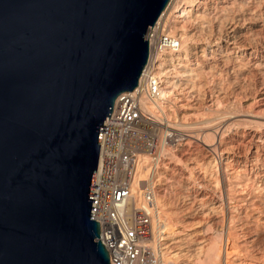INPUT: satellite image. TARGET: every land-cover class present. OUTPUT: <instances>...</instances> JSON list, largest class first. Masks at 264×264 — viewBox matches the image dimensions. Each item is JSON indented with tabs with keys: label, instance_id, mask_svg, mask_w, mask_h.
I'll list each match as a JSON object with an SVG mask.
<instances>
[{
	"label": "water",
	"instance_id": "1",
	"mask_svg": "<svg viewBox=\"0 0 264 264\" xmlns=\"http://www.w3.org/2000/svg\"><path fill=\"white\" fill-rule=\"evenodd\" d=\"M168 0H0V264H108L89 219L101 124Z\"/></svg>",
	"mask_w": 264,
	"mask_h": 264
},
{
	"label": "bare ground",
	"instance_id": "2",
	"mask_svg": "<svg viewBox=\"0 0 264 264\" xmlns=\"http://www.w3.org/2000/svg\"><path fill=\"white\" fill-rule=\"evenodd\" d=\"M163 10L164 13L170 10L165 20L166 28L177 34L181 42L179 54L176 56L166 55V61L171 64L165 73H161L166 83L165 97L168 98L166 101H170L176 111L172 110L180 115L181 121L177 126L183 131L174 151H178L179 148H182L180 151H188L195 144L193 140L198 139L199 135L202 136L200 143L203 146L201 151L204 152L202 157L204 167L201 168L203 169L202 173L197 175L191 162L193 155L191 152L189 154L186 152L188 155H183L184 159H180V157L174 156L170 149L160 148L159 162L152 166L151 179L156 177L152 180L155 187L158 186L157 190L166 194L167 188L175 180V167L181 166L179 169H183L185 179L190 183L192 189H196L195 194H198L200 198L198 207L202 220L199 221L197 216L192 215L191 208L186 209L187 214L185 213L186 220L193 221L192 226H194V221H197L198 227H196L199 230V233L197 232L199 236H204L207 232L205 228L207 223L203 221V218L212 208L232 209L236 221L240 223L239 226H242L241 228L245 230L251 228L255 230L256 228L257 230L262 220L261 226H264V0H168ZM211 12H214V17L210 15ZM198 14L199 16H196ZM194 16L198 21L209 19L206 20L208 22L206 29L202 27L203 21L200 23L201 26L196 21L200 27L192 26L195 22L191 17L194 18ZM189 21L192 25L189 24ZM187 24L193 28L191 27V29ZM221 59L223 62L229 63L230 68L237 73L236 89L242 92L243 96L240 97L247 103L244 105L237 101L232 117L230 114L226 115L228 112L218 109L221 106L215 99V102L207 106L203 105L202 98L200 96V99L198 94L188 100L189 96L187 95L194 91L188 93L184 89L180 90L183 87H179L180 85L175 82V80L178 81L184 77L186 72L185 77L187 78L204 77L207 72L204 73L203 70L205 68L212 70V63L217 64ZM258 78L261 79L260 83L257 82ZM191 79L188 80L189 83L192 82ZM246 81L250 83V87L249 92L244 95L242 89L244 85L242 86V84ZM193 83L195 82L191 83L192 87L197 90ZM189 86L191 87V85ZM199 88L198 91H201ZM168 105L166 104L167 110L170 109ZM188 117L195 118L194 125L184 122L183 118L186 120ZM214 118L220 120V127L217 130L213 129L215 131L212 128L217 127L215 124L218 120L213 125L210 124ZM162 197L164 198L163 195ZM160 203L163 208L167 207L164 201ZM169 215L172 214L168 213L164 216L165 227L161 231L164 235L163 239L171 242L167 246L164 245L165 251L170 248V245L180 247L188 240V237L197 235L196 232H194L195 235L177 232L176 224L171 222L176 216L170 217ZM245 230L244 233H247L248 231L245 232ZM248 233L251 236V232ZM246 235L244 234V236ZM255 240L256 236L252 235L248 244L252 245ZM212 243L198 247L194 255L196 262L195 259L194 262L191 259L187 263L197 264L198 258H200L199 264H228L226 256L229 255V252L234 256L238 249L236 245L235 247L232 245L231 251H225L220 255V249ZM196 244L199 246L204 242L199 241ZM177 258V254L171 256L173 261ZM253 263L248 260L238 262V264ZM229 264H234V262H229Z\"/></svg>",
	"mask_w": 264,
	"mask_h": 264
},
{
	"label": "built area",
	"instance_id": "3",
	"mask_svg": "<svg viewBox=\"0 0 264 264\" xmlns=\"http://www.w3.org/2000/svg\"><path fill=\"white\" fill-rule=\"evenodd\" d=\"M165 18L163 10L145 30L147 57L137 84L114 99L101 124L89 219L98 222L108 264H177L166 255L165 219L151 179L160 148L174 152L183 133L161 74L171 64L166 55L181 48Z\"/></svg>",
	"mask_w": 264,
	"mask_h": 264
},
{
	"label": "rangeland",
	"instance_id": "4",
	"mask_svg": "<svg viewBox=\"0 0 264 264\" xmlns=\"http://www.w3.org/2000/svg\"><path fill=\"white\" fill-rule=\"evenodd\" d=\"M170 10H171V8H170ZM170 10L165 12L166 18H167V15L169 14ZM211 13L212 14H210V15L212 17H214V15H215V14H213L214 12H211ZM210 15H207V17L209 16V18H212V17H210ZM196 16H199V14ZM196 16H194L195 20L193 17H191L192 21H194L195 23L193 22L194 24L192 25V24H190L191 21H189V24L192 26L195 25L194 28L198 27L199 25L201 26V24H202L203 25L202 27H205V29H206V27L208 26V22L206 20H209V19L208 18L202 19L203 23H201L202 21H200V20L198 21V19L196 20V18H197ZM166 18H165V20H166ZM196 21L199 22V25ZM204 24H206V25H204ZM190 25H188V27L191 28L192 26H190ZM221 61L217 64L212 63V66H213L212 70L209 68H205L208 71H206L205 69L203 70L204 73L207 72V74L206 73H205V75L203 74L204 77L193 76L195 78V80L193 77H191L192 79L190 77H188L189 78L188 79L187 77H185L187 75V72H186V74L184 73L185 74L184 77H181L180 79H178V81L175 80V82H177L178 85H180L179 87H183V88H180V90L184 89V91L188 92V93H190L192 90L194 91L191 94L187 95V96H189L188 100H190L192 96L195 97L198 94L199 95L198 97L200 98V96H201V98H202L201 102L203 103V105L207 106V105H210L211 103L215 102L214 101V99H215V100L219 101V106H221V107H218V109H220V111H226V113L228 112L226 115L230 114V116L231 115L233 116L234 111H235V104L237 101L240 102V104L244 103V105H247V103H245L243 101L244 99L243 98L241 99V97H240V96H243L242 92L237 91V89H236V85H237L236 84L237 83V81H236L237 75L236 74L237 73L230 68L229 63H226V61H224L225 62L224 63L223 59H221ZM222 63H224V64H222ZM226 65H227V67H226ZM190 67H195V66H190ZM213 69H214V71H213ZM210 70H211V72L213 71L212 72L213 75L211 74ZM186 78L188 80L191 79L192 82H195V83H193V84H195V86L194 85L193 86L197 90H195L192 87V84H191L192 82L189 83L190 81H188ZM199 78L201 79V81ZM258 80H257V82L260 83L261 79L258 78ZM187 83H189L188 86H187ZM189 85H191V87ZM198 85H199V87L201 86L200 88H201V91H203V92H201L200 90L198 91V88H199ZM243 85H244V87L242 88L244 90L243 94L248 93L250 83L246 81L244 84H242V86ZM200 92L204 93V94L202 95ZM202 96H204V97H202ZM171 106L173 107V105H171ZM168 107H170V106L168 105ZM173 110L176 111V109L174 107H173ZM177 118L180 119V115L177 114ZM183 120L185 123H188L189 125H194L195 124L194 122L196 121L194 117L193 118L188 117L186 120L183 118ZM217 120H218V122H217ZM217 120H216V118L212 119V122H210V124L212 123V125H213L216 122L219 124L220 120L218 118H217ZM217 123L215 124V125H217V127L212 128V130L213 129L217 130V128L220 127V124L218 125ZM213 131H215V130H213ZM198 137H199L198 139L193 140L195 143V144H193V147L196 146V148L191 147L188 151H184V150L180 151L182 148L181 149L179 148V150L177 149L178 151H174L172 153H174V156L180 157V159H184V156L188 155L191 152L193 154L192 158L190 157L191 162L193 163V168L196 170L195 173H197V175H200L202 173L201 171H203V169H201V168L204 167L203 162H202V157H203L204 152L201 151L202 147H203L202 143H200V142H202V140H201L202 136L199 135ZM195 138H197V137H195ZM213 141L215 142L216 138ZM184 153H186V154H184ZM177 167L179 169L181 166L179 165V166L175 167L176 168L174 171V173L176 172L175 173V180L171 185L172 187L170 186L171 188L170 187L167 188L166 194L160 193L157 190L158 186L155 187L156 188V190H155L156 201H158L157 203L160 206V210H161L163 217L166 216L168 213H171L174 217L176 216L175 219L171 220V222L173 224H176L175 229L177 230V232H181L182 234H194L195 235L194 232H196V234H197V232L199 233V230L197 229L198 225L196 224L197 221H194V226H192L193 221L186 220V218H185V217H187L186 216V214H187L186 209L191 208L190 211H192L191 212L192 215L197 216L196 217L197 220H199V221L202 220L200 215H199L200 209L198 207L200 205V198L198 197V194H195L196 189H192V186L190 185V183L185 179L186 176H185L183 169L181 168L178 170ZM154 179H155V177H154ZM162 195L164 196V198L162 197ZM161 201H164V203L166 204L167 207L163 208V206L160 203ZM172 215H169V216L171 217ZM207 216L204 217L205 219L203 218V221H206V223H207L205 226V228L207 229L206 234L204 236H199L198 234L196 236L191 235L190 236L191 238L188 237L187 238L188 240H186L185 243H183V245L180 246L182 249L177 245H170V248H168V250H166V255L169 258H171V256L173 254H177L179 259L177 258L176 259L177 261L174 259V262H176L177 264H188L187 262L191 259H193V262L195 259V262H196V257L194 256L195 253L197 252L196 249L200 246H204V245H208V244L211 245L210 243L213 242L212 244H215L220 249V255L223 254L225 251H227V252L231 251L233 249L232 245H234V247L236 245L238 249L240 248L239 250L238 249L236 250L237 252L234 256L231 255L230 252L228 253L230 256L227 254L228 256H226V258H227L226 261L228 264H229V262H234V264H238V262L245 261V260L246 261L248 260L249 262H252V263L254 262L255 264H262L264 262V256H263L264 255V226L263 227L261 226L263 220H262V222H260L261 224L259 225V228H257V230H256V228H255V230L253 228H251L250 229L251 231H250L249 229L245 230L244 228H241L242 226H239L240 223L238 221H236L235 214L232 213V209L228 210L227 208H225L223 210H220V209H213L212 208L207 213ZM255 216H257V215H255ZM188 223H190V224H188ZM192 227L194 228V230ZM205 228H203V229H205ZM244 230H245V232L246 231L251 232V236L248 232L244 233ZM240 231H242L243 233ZM253 231H254V233H253ZM244 234L245 235L247 234L246 235L247 237L244 236ZM252 235L256 236V240L251 245V244H248V241H249V238L252 237ZM182 238H184V237H182ZM199 241L200 242L203 241L204 244H201L198 246L196 243H198ZM166 242H167L165 244L166 246L171 244V242H169V241H166ZM244 243H245V245H244ZM243 247H244V249H243ZM237 253H239V254H237ZM198 259L200 261V258H198ZM198 262H197V264H199Z\"/></svg>",
	"mask_w": 264,
	"mask_h": 264
}]
</instances>
